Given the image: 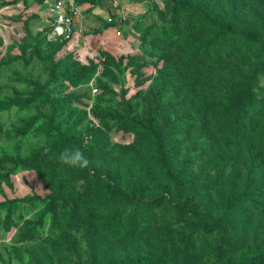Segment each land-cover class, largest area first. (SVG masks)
<instances>
[{
	"label": "trees",
	"instance_id": "trees-1",
	"mask_svg": "<svg viewBox=\"0 0 264 264\" xmlns=\"http://www.w3.org/2000/svg\"><path fill=\"white\" fill-rule=\"evenodd\" d=\"M168 1L169 16L155 42H160V47L176 46L182 70L174 68L164 73L160 89L146 92L143 113L135 114L129 108L120 111L110 104L102 106L104 99L90 111L102 127L126 129L136 140L148 144L153 170L164 183L161 191H150L143 168L136 173L125 164L119 179L105 168L79 169L62 164L59 155L65 148H79L90 161L91 154L100 147L74 130H61L55 116L41 112L23 115L52 103L55 96L46 88L56 79L58 68L69 69V57L51 61L49 83L24 80L28 91L13 89L11 96L0 97V116L11 109L18 116L6 128L0 117V137L9 143L4 157L13 165V171L40 168L41 184L46 190L40 199L44 211L26 226V237L39 238V229L49 217V234L57 243L50 248L52 255L46 256L48 264H181L195 254L188 247L194 240L201 246L200 264H238L237 256L247 248L251 257L245 264H264V246L256 241V229H250V219L238 218L249 210L264 213V182H242L239 174L231 172L232 158L214 153L205 140L209 132L229 141L249 135L264 111V0H247L257 8L251 24L233 11L221 12L209 1ZM15 3L3 2L1 6ZM233 37L246 45L243 51L224 49V42ZM222 55L231 59L229 64L208 83L202 81L200 68L212 67ZM105 57L107 64L114 62ZM128 66L118 63L116 68L124 74ZM169 88L181 92L176 100L165 103L162 93ZM70 102L66 98L63 105ZM52 105L57 110L56 103ZM192 126L197 130L189 154L210 150L208 161L201 159L197 166L200 176L206 174L209 179L206 185L201 177L193 178L187 172L181 159L186 140L183 134ZM246 144L238 148L245 151L252 172L262 166L264 136L257 138L252 147ZM23 146H27L24 155L20 153ZM210 159L217 162L218 168L210 164ZM260 175L264 176V171ZM17 201L25 200L10 204ZM150 231L167 250L120 261L99 253L100 236L113 239Z\"/></svg>",
	"mask_w": 264,
	"mask_h": 264
},
{
	"label": "rangeland",
	"instance_id": "rangeland-1",
	"mask_svg": "<svg viewBox=\"0 0 264 264\" xmlns=\"http://www.w3.org/2000/svg\"><path fill=\"white\" fill-rule=\"evenodd\" d=\"M15 1V4L1 6L3 2ZM215 3L221 12H234L245 22L251 24L253 11L257 8L247 0H203ZM168 0H144L141 4L144 13L136 15V20H125L119 29H111L109 43L97 45L94 39L86 44L81 40L82 32L77 29L73 37L65 42H58L51 37V19L44 12V7L36 0H0V97L12 95L13 89L28 91L24 80H39L41 84L50 82L51 61H62L69 57L71 66L66 71L64 67L57 70V77L50 82L46 90L55 98L46 107L38 106L24 113L29 116L41 112L46 116H55L56 125L61 130H74L81 136H87L88 141L97 143L100 149L91 154L89 168H105L117 178L123 177V165L138 173L143 168L145 181L151 192H158L164 188V183L155 174L148 154V144L135 139V135L126 129L115 126L102 127L91 114V108L96 102L104 99L102 106L110 104L112 108L124 111L127 108L135 114L143 113L145 105L143 97L148 90L160 89L161 76L164 73L182 70L175 52L176 46H162L155 39L161 36L165 27V18L169 16ZM156 7V9H153ZM84 22V21H83ZM83 32H89V22L83 23ZM79 30V29H78ZM224 49L243 51L246 45L240 38H228ZM58 47V49H57ZM114 60L107 64L106 57ZM222 55L212 67H201L198 71L202 81L208 83L210 79L229 61ZM73 63H77L74 65ZM129 65L124 74L120 73L117 64ZM93 66V68L90 66ZM89 68L85 70L84 68ZM87 72V73H86ZM64 73V74H63ZM264 86V82H262ZM181 92V91H180ZM180 92L166 89L163 102L168 103L178 98ZM71 100L69 105H63L64 100ZM56 103L57 110L54 104ZM1 122L8 127L17 119L15 109L1 113ZM197 130L196 126L186 130V138L182 147L181 159L187 166V172L193 178L201 177L198 164L201 159L208 161L209 151L189 154L190 142ZM95 137H94V136ZM264 136V111L257 126L251 134H246L236 141H229L223 137H216L212 132L205 139L214 153H223L232 158L234 167L231 172L239 174L242 182L255 180L264 182V160L262 166L250 172V165L245 151L238 148L247 141L246 147L254 146L257 138ZM38 138H31L36 140ZM136 140V141H135ZM9 143L0 137V264H48L46 256H51L50 248L57 243L56 238L49 234V217H45V225L40 228V237L28 239L26 226L30 221L37 220L43 215V205L40 199L46 193L39 176V169H18L13 171V165L5 158ZM26 147L20 149L26 154ZM235 153V154H234ZM210 164L217 167V162L210 159ZM208 167L210 165L208 163ZM218 168V167H217ZM254 171V172H253ZM213 175V172L210 171ZM204 185L208 180L206 174L201 177ZM12 204L10 202L16 200ZM238 218H248L250 229H256V241L264 246V213L261 210H249ZM236 218V219H238ZM182 243V242H181ZM99 253L102 256L120 261L124 258L144 257L157 253L162 248L157 234L150 231L145 234H130L125 237L106 239L99 237ZM195 253L190 259L186 258L181 264H200V243L194 240L188 245ZM85 252L84 243L81 242ZM180 247H176L177 250ZM64 249H62L63 251ZM170 250V249H168ZM247 248L237 256L238 264H245L251 257ZM66 249L65 252H69Z\"/></svg>",
	"mask_w": 264,
	"mask_h": 264
},
{
	"label": "crops",
	"instance_id": "crops-1",
	"mask_svg": "<svg viewBox=\"0 0 264 264\" xmlns=\"http://www.w3.org/2000/svg\"><path fill=\"white\" fill-rule=\"evenodd\" d=\"M52 0H42L38 3L44 7V3ZM81 10L83 19L76 25L77 35L82 32L81 40L84 45L94 39L97 45L109 43L111 29H119L125 20H136V15L144 13L143 4L135 3L134 0H76ZM84 21V22H83ZM89 22V32H83V23ZM75 29V31H76ZM79 29V30H78ZM79 36V35H78Z\"/></svg>",
	"mask_w": 264,
	"mask_h": 264
},
{
	"label": "built area",
	"instance_id": "built-area-1",
	"mask_svg": "<svg viewBox=\"0 0 264 264\" xmlns=\"http://www.w3.org/2000/svg\"><path fill=\"white\" fill-rule=\"evenodd\" d=\"M44 12L51 19V37L58 42L70 40L76 25L83 19L76 0H52L44 3Z\"/></svg>",
	"mask_w": 264,
	"mask_h": 264
},
{
	"label": "clouds",
	"instance_id": "clouds-1",
	"mask_svg": "<svg viewBox=\"0 0 264 264\" xmlns=\"http://www.w3.org/2000/svg\"><path fill=\"white\" fill-rule=\"evenodd\" d=\"M62 164L72 168L87 169L90 161L79 148H65L59 155Z\"/></svg>",
	"mask_w": 264,
	"mask_h": 264
},
{
	"label": "water",
	"instance_id": "water-1",
	"mask_svg": "<svg viewBox=\"0 0 264 264\" xmlns=\"http://www.w3.org/2000/svg\"><path fill=\"white\" fill-rule=\"evenodd\" d=\"M135 3L142 4L144 0H134Z\"/></svg>",
	"mask_w": 264,
	"mask_h": 264
}]
</instances>
